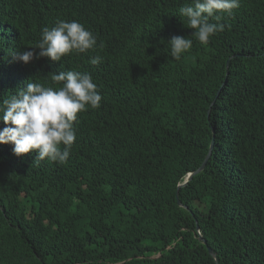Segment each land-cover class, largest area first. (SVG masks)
Segmentation results:
<instances>
[{
	"label": "trees",
	"instance_id": "1",
	"mask_svg": "<svg viewBox=\"0 0 264 264\" xmlns=\"http://www.w3.org/2000/svg\"><path fill=\"white\" fill-rule=\"evenodd\" d=\"M189 2L0 0V99L68 70L102 96L66 163L0 144V264H264V0H240L207 44L179 17ZM58 20L103 48L11 55ZM172 36L193 41L179 60Z\"/></svg>",
	"mask_w": 264,
	"mask_h": 264
},
{
	"label": "clouds",
	"instance_id": "2",
	"mask_svg": "<svg viewBox=\"0 0 264 264\" xmlns=\"http://www.w3.org/2000/svg\"><path fill=\"white\" fill-rule=\"evenodd\" d=\"M239 6L240 0H190L178 9V14L184 25L193 29L191 35L207 44L213 35L224 30L220 22L223 15L231 16ZM166 43L175 60L193 45L191 39L182 36H172ZM98 48L102 49L103 43L98 45L97 38L83 24L58 20L53 27L42 28L40 39L29 50L11 55L25 64L41 57L60 62L69 54H85ZM100 62V55L90 58L93 65ZM49 81L45 84L27 80L0 99V121L5 125L0 129V144H12L17 157L34 151V161L66 163L76 140L78 113L98 109L102 96L88 72H52Z\"/></svg>",
	"mask_w": 264,
	"mask_h": 264
},
{
	"label": "water",
	"instance_id": "3",
	"mask_svg": "<svg viewBox=\"0 0 264 264\" xmlns=\"http://www.w3.org/2000/svg\"><path fill=\"white\" fill-rule=\"evenodd\" d=\"M213 132H214V131H213ZM213 145H214V135H213V137H212V140H211V143H210L209 150H208V152H207V154H206L204 160H203L202 163L200 164V166H199L194 172L189 173L188 176H187V178H185V180L183 181V183H181L180 185L185 184V183H186V180H187L189 177H191L194 173L199 172L200 170H202V169L204 168L205 163H206L208 157H209L210 154H211V151H212ZM176 195H177V194H176ZM178 202L180 203L179 200H178ZM203 242L205 243L206 241L203 239ZM207 248H208L209 252H210L212 255H214L212 249H211L209 246H207Z\"/></svg>",
	"mask_w": 264,
	"mask_h": 264
}]
</instances>
